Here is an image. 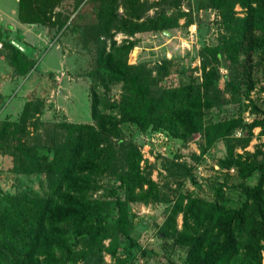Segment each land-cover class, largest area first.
Returning <instances> with one entry per match:
<instances>
[{
  "label": "rangeland",
  "instance_id": "obj_1",
  "mask_svg": "<svg viewBox=\"0 0 264 264\" xmlns=\"http://www.w3.org/2000/svg\"><path fill=\"white\" fill-rule=\"evenodd\" d=\"M18 1L0 0V132L4 133L0 137V195L29 197L47 192L45 173L18 170L4 143L21 140L31 145L39 137L43 144L46 134L55 130L67 137V131L55 124L96 125L101 117L113 118L124 145L114 147L112 161L127 170L125 142H131L137 149L138 170L121 187L118 173H104L89 196L109 216L116 215V201L121 198L128 233L124 235L109 218L102 229L83 237L77 249L59 264L182 262L185 248L174 240L189 198L237 208L260 176L257 167L251 169L252 160L264 167V130L258 126L250 133L244 127L226 129L236 119L251 123L254 118H264V65L249 82L245 48L241 45L234 56L223 52L216 64L219 99L205 110L204 131L192 141L187 140L185 128L157 110L162 94L202 82L201 57L209 56L210 48H220L234 29H240L244 9L232 5L234 17L228 23L216 7L222 0H129L127 6L122 0H23L25 10L21 12ZM26 13L41 23L32 27L22 21ZM17 19L25 26L22 31ZM138 22L143 25L136 30ZM123 42L132 44L127 62L133 66L132 72L148 80L145 89L157 104L154 111L156 107L146 103L138 112L139 121L122 119L117 105L124 85L105 86L97 67L103 45L112 51ZM9 43L21 50L18 69L11 63ZM259 57L264 54L258 50L255 58ZM131 91H136L135 87ZM94 98L98 100L97 117L90 110ZM28 101L29 116L20 123ZM15 122L20 129L13 134L14 125L7 128L4 124ZM216 127L232 139H241L232 144L234 156H241L238 164L227 165L226 135L217 136ZM36 151L47 160L52 156L45 147Z\"/></svg>",
  "mask_w": 264,
  "mask_h": 264
},
{
  "label": "trees",
  "instance_id": "obj_2",
  "mask_svg": "<svg viewBox=\"0 0 264 264\" xmlns=\"http://www.w3.org/2000/svg\"><path fill=\"white\" fill-rule=\"evenodd\" d=\"M22 1H18L20 12L25 10ZM127 1L122 0L126 6ZM235 4L245 11L239 19L240 29H234L220 48H210L209 56L201 57L202 82L181 85L162 94L157 112L185 128L188 141L204 131L205 110L219 99L216 64L223 52L234 56L241 45L245 48V75L249 82L263 68L264 58L256 59L255 54L258 50L264 54V0H222L216 7L228 23H232L231 8ZM135 19H140V16ZM21 20L41 23V19L31 13H26ZM142 25L143 22H138L136 30ZM235 35L239 37L237 40ZM11 44H8L12 51L11 63L18 69L22 53L18 46ZM131 47L130 42H123L112 51H106L103 45L99 50L97 67L105 86L118 82L124 85L117 105L122 119L139 121L141 115L138 112L146 103L150 108L156 107L154 111L157 104L145 89L148 80L144 75L132 72L133 66L127 62ZM131 87L136 91H131ZM30 104V101L24 104L18 120L20 123L28 118ZM97 109L98 100L94 98L90 107L93 117H97ZM17 124L5 123L4 126L14 125L11 133L15 134L20 129ZM255 126L264 130V118H254L251 123L236 119L226 129L232 131L244 127L250 133ZM55 128L67 131V137L55 130L46 134L43 144L39 137H35L36 143L31 145L21 140L14 144L4 143V147L8 146V151L13 153L18 170L45 173L47 192L29 197L0 195V264H59L77 249L83 237L94 229H102L104 221L109 218L118 224L124 235L128 233L122 205L125 202L121 198L116 201V215L109 216L89 195L97 189V178L110 170L118 173L120 187L133 179V173L138 170L134 144L125 142L129 168L121 170L114 165L112 153L114 147L124 145V138L113 118L101 117L96 125L64 122L55 124ZM215 131L217 136L226 135L218 127ZM3 136L4 133L0 132V137ZM224 138L228 148L227 165L238 164L241 156H234L232 144L241 139H232L228 135ZM38 147L51 150V158L40 157L36 151ZM252 163L251 169L257 167L260 176L256 184L246 191L245 200L237 208L199 197L189 198L183 210L182 227L174 240L185 248L184 257L180 263L169 261L168 264H262L264 167L261 163L255 165L254 159Z\"/></svg>",
  "mask_w": 264,
  "mask_h": 264
},
{
  "label": "crops",
  "instance_id": "obj_3",
  "mask_svg": "<svg viewBox=\"0 0 264 264\" xmlns=\"http://www.w3.org/2000/svg\"><path fill=\"white\" fill-rule=\"evenodd\" d=\"M16 21H17L18 28L20 29V31H22V28L24 29L25 27L24 24L21 23L18 19ZM30 26L36 27L37 25L35 23H30Z\"/></svg>",
  "mask_w": 264,
  "mask_h": 264
}]
</instances>
